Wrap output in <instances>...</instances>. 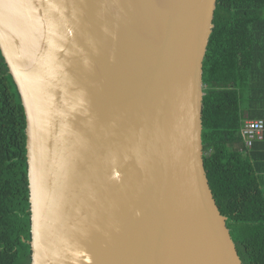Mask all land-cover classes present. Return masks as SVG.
<instances>
[{
	"label": "water",
	"instance_id": "95a60500",
	"mask_svg": "<svg viewBox=\"0 0 264 264\" xmlns=\"http://www.w3.org/2000/svg\"><path fill=\"white\" fill-rule=\"evenodd\" d=\"M216 1L0 0L30 264H242L203 160Z\"/></svg>",
	"mask_w": 264,
	"mask_h": 264
},
{
	"label": "trees",
	"instance_id": "16d2710c",
	"mask_svg": "<svg viewBox=\"0 0 264 264\" xmlns=\"http://www.w3.org/2000/svg\"><path fill=\"white\" fill-rule=\"evenodd\" d=\"M202 145L209 185L242 264H264V0H217L203 58ZM25 114L0 52V264H30Z\"/></svg>",
	"mask_w": 264,
	"mask_h": 264
},
{
	"label": "built area",
	"instance_id": "2783aa9c",
	"mask_svg": "<svg viewBox=\"0 0 264 264\" xmlns=\"http://www.w3.org/2000/svg\"><path fill=\"white\" fill-rule=\"evenodd\" d=\"M264 129L262 119H246L241 128L244 144L250 147L256 138H260Z\"/></svg>",
	"mask_w": 264,
	"mask_h": 264
}]
</instances>
